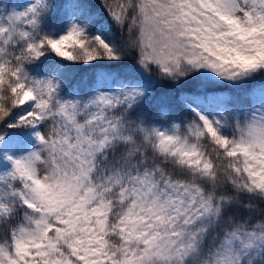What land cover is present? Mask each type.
<instances>
[{"label":"snow or ice","instance_id":"1","mask_svg":"<svg viewBox=\"0 0 264 264\" xmlns=\"http://www.w3.org/2000/svg\"><path fill=\"white\" fill-rule=\"evenodd\" d=\"M0 264H264V0H0Z\"/></svg>","mask_w":264,"mask_h":264},{"label":"trees","instance_id":"2","mask_svg":"<svg viewBox=\"0 0 264 264\" xmlns=\"http://www.w3.org/2000/svg\"><path fill=\"white\" fill-rule=\"evenodd\" d=\"M96 2L98 3L99 0H96ZM180 91H181L180 89H175L173 91V93H172L173 98H174V101L176 102V104H175V110H176L177 114H179L182 111V109H181V107H180V105L178 103V98H179Z\"/></svg>","mask_w":264,"mask_h":264}]
</instances>
